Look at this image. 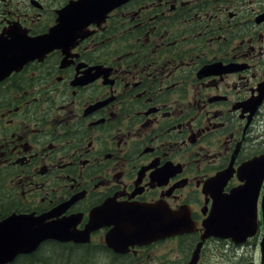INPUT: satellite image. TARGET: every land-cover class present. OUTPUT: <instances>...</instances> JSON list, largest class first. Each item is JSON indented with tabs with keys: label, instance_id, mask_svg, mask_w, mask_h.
I'll list each match as a JSON object with an SVG mask.
<instances>
[{
	"label": "flooded vegetation",
	"instance_id": "obj_1",
	"mask_svg": "<svg viewBox=\"0 0 264 264\" xmlns=\"http://www.w3.org/2000/svg\"><path fill=\"white\" fill-rule=\"evenodd\" d=\"M77 1L0 0V51L80 24L20 68L0 56V222L67 233L5 264H264V179L252 234L205 235L238 169L264 168V0ZM136 213L148 235L121 236Z\"/></svg>",
	"mask_w": 264,
	"mask_h": 264
},
{
	"label": "water",
	"instance_id": "obj_2",
	"mask_svg": "<svg viewBox=\"0 0 264 264\" xmlns=\"http://www.w3.org/2000/svg\"><path fill=\"white\" fill-rule=\"evenodd\" d=\"M254 200L255 198L247 196L244 192L236 193L233 196L234 207L238 209L244 208L248 205L250 207L251 204L255 203Z\"/></svg>",
	"mask_w": 264,
	"mask_h": 264
}]
</instances>
